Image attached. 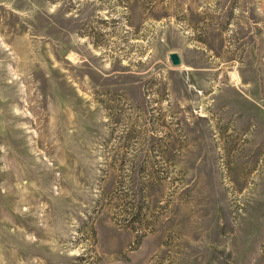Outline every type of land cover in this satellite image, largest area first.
<instances>
[{"label":"rangeland","instance_id":"1","mask_svg":"<svg viewBox=\"0 0 264 264\" xmlns=\"http://www.w3.org/2000/svg\"><path fill=\"white\" fill-rule=\"evenodd\" d=\"M0 264H264V0H0Z\"/></svg>","mask_w":264,"mask_h":264},{"label":"water","instance_id":"2","mask_svg":"<svg viewBox=\"0 0 264 264\" xmlns=\"http://www.w3.org/2000/svg\"><path fill=\"white\" fill-rule=\"evenodd\" d=\"M172 60H173V62H174L175 64H177V63H178V60H177V58H176V57H173V58H172Z\"/></svg>","mask_w":264,"mask_h":264}]
</instances>
